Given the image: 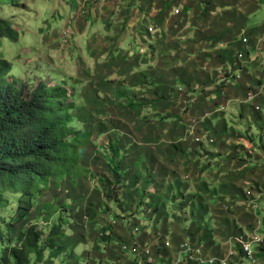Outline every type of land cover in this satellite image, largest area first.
Returning <instances> with one entry per match:
<instances>
[{"label":"crops","instance_id":"0c3cea01","mask_svg":"<svg viewBox=\"0 0 264 264\" xmlns=\"http://www.w3.org/2000/svg\"><path fill=\"white\" fill-rule=\"evenodd\" d=\"M53 21L73 30L71 59L86 63L84 73L99 83L100 96H119L113 113L123 122L130 114L136 129L150 130L146 144L137 141L156 162L149 192H163L178 179L192 193L213 194L203 203L206 216L197 199L201 212L194 216L169 201L167 215L111 217L110 243L94 236L88 243L86 234L87 242L71 243L59 257L91 244L96 255L89 264H135L136 254L123 249L129 245L149 247L153 264H254L239 240H264V196L258 208L251 205L264 194V0H72L67 17ZM195 221L209 231L189 234L182 224ZM165 241L171 246L164 248ZM253 249L264 264V243Z\"/></svg>","mask_w":264,"mask_h":264},{"label":"trees","instance_id":"16d2710c","mask_svg":"<svg viewBox=\"0 0 264 264\" xmlns=\"http://www.w3.org/2000/svg\"><path fill=\"white\" fill-rule=\"evenodd\" d=\"M0 37L18 39L10 21L1 17ZM11 69L0 54V264H53L71 243L85 241L82 233L90 225L92 236L110 243L113 226L101 224L103 214L115 221L148 211L167 215L170 201L181 212L189 207L194 216L201 212L198 199L208 215L203 203L213 196L209 189L192 193L177 179L163 192H149L156 162L127 126L116 122L109 129L99 119L81 121L83 108L93 115V104L102 100L97 86L90 84L86 104L78 105L65 84L42 81L26 91L17 79H7ZM124 116L129 119L130 114ZM102 136L105 144L89 151L94 138ZM91 161L103 174L89 170ZM95 180L99 202L89 198ZM182 226L189 234L192 229L209 231L200 221Z\"/></svg>","mask_w":264,"mask_h":264},{"label":"rangeland","instance_id":"374dc122","mask_svg":"<svg viewBox=\"0 0 264 264\" xmlns=\"http://www.w3.org/2000/svg\"><path fill=\"white\" fill-rule=\"evenodd\" d=\"M71 5L72 0H0V17L9 20L13 29L18 32L16 42L0 37V54H3V57L12 65V69L7 75L9 81L17 79L26 87V91L35 88L42 81L50 86H55L60 82L69 88L70 93H74L73 96L78 105H85L86 93L91 91L90 84L99 86V83L88 78L84 73V69L87 67L86 63L78 66L77 60L71 59L74 48L73 30L62 21L55 25L52 24L54 23L53 16L66 18ZM48 21L50 28L46 26ZM118 97L101 96L102 100L93 104L95 106L93 115L86 113V108H83V111L79 113L84 117L81 121L84 123L96 122L99 119L104 123H109V129L115 127V123L118 122L121 124L120 128L128 127V132L134 140L146 144L144 141L149 136V129H136L137 125L130 121L131 116L129 119L126 118L128 121L124 119L123 122L122 117L119 115L117 117L116 113H113L114 108L112 106L120 101V98L117 99ZM149 114V111H146L142 116L146 117ZM123 117L125 118V116ZM79 123L82 127L83 124L80 121ZM120 130L122 131V129ZM151 134L153 138L152 131ZM106 141V136L99 137L98 140L94 138L93 145L88 148L89 151L94 153L95 147L104 145ZM257 143L259 144L258 140ZM147 146L145 149L149 152ZM98 152H103V149L100 148ZM88 166L91 167L90 171L103 174L102 171L93 166L92 161ZM85 175L89 177L90 174L85 173ZM98 186L97 180H95L91 182L89 189V198L96 202L100 200H98L96 192ZM8 213L10 212H4V214ZM100 220L103 226L113 223L109 214L101 215ZM90 226H87L88 228L82 233L89 234L90 237L87 236L88 243L95 240L91 235ZM93 255H96V252L91 244L84 248L79 246L63 255L64 257L57 258V264H89L91 262L89 259ZM247 264L252 263L247 262Z\"/></svg>","mask_w":264,"mask_h":264},{"label":"built area","instance_id":"2783aa9c","mask_svg":"<svg viewBox=\"0 0 264 264\" xmlns=\"http://www.w3.org/2000/svg\"><path fill=\"white\" fill-rule=\"evenodd\" d=\"M176 14H180V10H176L175 11ZM156 32V29L154 26H149L148 27V33L150 34H154ZM243 44H248L249 39L248 37H244L242 39ZM239 58H243V54L239 55ZM247 100L249 102H253L255 100V95L254 94H249V96L247 97ZM259 106L256 107V110H259ZM195 141L197 143H201L202 142V138L201 136H197L195 138ZM210 142H213V140H210ZM264 159V158H263ZM249 196H253V192H249L248 193ZM264 196L263 193L261 194H257L256 195V199L251 201V205L254 208H258L259 206V202L261 200V198ZM141 227H136L134 229L135 233L140 232ZM240 244L242 245V248L247 256L248 259H250L251 261L254 262V264H260L258 259L256 258V254L255 251L253 249V245L254 244H263L264 240L262 237L260 236H254L253 238H241L239 240ZM164 248H168L171 246V243L169 241H165L164 242ZM184 247L187 249V251L189 253H198V251L194 248H191L188 244H185ZM124 250H131L134 254H136L137 258H139V261L135 262V264H145L146 262H150L153 264V257H152V252L151 249L149 247H137V246H129V245H124L123 246ZM200 252V251H199ZM202 264H218V260H210V261H204L201 260ZM223 264H229L228 262L222 260Z\"/></svg>","mask_w":264,"mask_h":264},{"label":"bare ground","instance_id":"6f19581e","mask_svg":"<svg viewBox=\"0 0 264 264\" xmlns=\"http://www.w3.org/2000/svg\"><path fill=\"white\" fill-rule=\"evenodd\" d=\"M221 262H222V260H221ZM220 262L218 261V264H219Z\"/></svg>","mask_w":264,"mask_h":264}]
</instances>
